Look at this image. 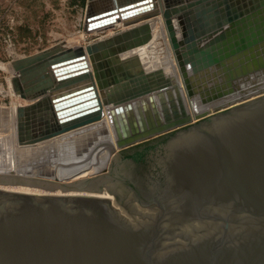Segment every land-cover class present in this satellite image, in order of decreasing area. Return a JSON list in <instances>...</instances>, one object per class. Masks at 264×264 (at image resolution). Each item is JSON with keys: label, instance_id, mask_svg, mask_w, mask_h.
I'll return each instance as SVG.
<instances>
[{"label": "water", "instance_id": "1", "mask_svg": "<svg viewBox=\"0 0 264 264\" xmlns=\"http://www.w3.org/2000/svg\"><path fill=\"white\" fill-rule=\"evenodd\" d=\"M158 13L180 81L119 55L151 41ZM121 20L95 42L11 61L28 102L14 173L90 194L0 187V264H264V0H88L83 31ZM103 106L117 148L73 180L59 139Z\"/></svg>", "mask_w": 264, "mask_h": 264}, {"label": "rangeland", "instance_id": "2", "mask_svg": "<svg viewBox=\"0 0 264 264\" xmlns=\"http://www.w3.org/2000/svg\"><path fill=\"white\" fill-rule=\"evenodd\" d=\"M87 1L0 0V175L14 174L16 127L12 118L9 123V116L17 105L25 101L12 90L11 78L15 71L11 67V61L58 42L63 41L65 46L86 45L124 29L115 24L102 31L85 33L83 21ZM157 33L160 37V33L155 31L156 35ZM160 38L155 41L157 50L161 47L165 50L162 36ZM162 49L155 57L161 58L165 54Z\"/></svg>", "mask_w": 264, "mask_h": 264}, {"label": "bare ground", "instance_id": "3", "mask_svg": "<svg viewBox=\"0 0 264 264\" xmlns=\"http://www.w3.org/2000/svg\"><path fill=\"white\" fill-rule=\"evenodd\" d=\"M157 16H154L149 20H147L151 26V33H152L151 41L148 42L147 44L135 47L131 50L121 52L119 55L121 57L138 55L145 68L155 69L161 67L166 74L173 75L177 81H180L178 75V67L175 61V57L173 55V51L171 49L168 33L163 18L160 13H158ZM115 24L123 26L122 20L116 22ZM107 27L109 26H105L103 28H107ZM99 30L102 31L103 29L101 28ZM155 31H158L162 36V40H163L162 45L164 46L165 50H163L162 47L157 50V44L155 41L157 39H161L160 38L161 36L159 37L158 33L156 35ZM162 33L164 34L162 35ZM77 45L79 44H75L72 46H77ZM161 49L162 51H165V54L163 53V56L161 55V58L155 57L156 54L159 53V51H161ZM180 89L183 96H185V92L182 86H180ZM205 96L206 95H203V97ZM201 97L202 96H200L199 99H201ZM199 102L202 101L199 100ZM205 107L206 106L204 103L199 104V108H201L203 111ZM11 118L12 120H14V124L16 127V123H17L16 108L15 111L13 110V112L9 116V123ZM15 133L16 131L14 132V134ZM71 133L73 132H67L63 134V139H59V150H60L59 152L61 156L70 159L71 163L73 164V170L76 171L75 174L73 175L74 177L73 180L88 177L89 174L98 172L101 169H104L108 165L112 156L111 148L112 147L117 148L116 133L112 123L111 113L108 106H103V116L100 121L96 122L93 126L90 127L88 126L87 128L81 130L76 134L72 135ZM14 138H16V136H14ZM9 167L12 168L11 166ZM17 175L18 174L15 173L0 175V179H8L10 181L17 182V183L15 182L16 184L7 183L9 181H7L6 183L0 182V187L9 190L30 192V193L90 194L87 192L75 191V190L65 191L59 187L50 190L43 187H36L33 184L37 182L38 178L33 176H17ZM93 195L111 197L106 191H101L100 193H95Z\"/></svg>", "mask_w": 264, "mask_h": 264}, {"label": "crops", "instance_id": "4", "mask_svg": "<svg viewBox=\"0 0 264 264\" xmlns=\"http://www.w3.org/2000/svg\"><path fill=\"white\" fill-rule=\"evenodd\" d=\"M28 55H29V54H28ZM26 103H28V102H27V101H24V102H23V105L26 104Z\"/></svg>", "mask_w": 264, "mask_h": 264}]
</instances>
